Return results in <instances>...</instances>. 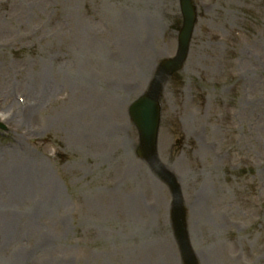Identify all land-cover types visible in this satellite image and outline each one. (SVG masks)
Segmentation results:
<instances>
[{"label": "rangeland", "instance_id": "1", "mask_svg": "<svg viewBox=\"0 0 264 264\" xmlns=\"http://www.w3.org/2000/svg\"><path fill=\"white\" fill-rule=\"evenodd\" d=\"M192 3L156 157L196 264H264V0ZM181 23L179 0H0V264H183L127 113Z\"/></svg>", "mask_w": 264, "mask_h": 264}, {"label": "water", "instance_id": "2", "mask_svg": "<svg viewBox=\"0 0 264 264\" xmlns=\"http://www.w3.org/2000/svg\"><path fill=\"white\" fill-rule=\"evenodd\" d=\"M181 11L184 18L183 28L179 34V50L177 55L168 61H164L157 69L155 76L146 94L139 98L130 109L132 121L140 134L138 154L149 162L154 161V144L159 121V105L157 102L161 83L171 72L177 70L187 54L190 34L194 24L195 13L190 0H181ZM163 175V172H159ZM172 186L175 193L173 220L176 235L181 244L185 264H194L188 254L183 228V211L177 196V188L167 175H163Z\"/></svg>", "mask_w": 264, "mask_h": 264}, {"label": "bare ground", "instance_id": "3", "mask_svg": "<svg viewBox=\"0 0 264 264\" xmlns=\"http://www.w3.org/2000/svg\"><path fill=\"white\" fill-rule=\"evenodd\" d=\"M48 79H50V78L49 77L46 78V80H48ZM39 80H40V78H39ZM49 83H50V85L47 86V91H49L51 93V92H53L55 90V84L53 82H50V81H49ZM1 111H3V110H1ZM22 166L25 167L24 165H22ZM27 175H28L27 176V180H29L30 179L29 177H31L32 174L30 173V170H28V168H27ZM13 183H17V184L22 185L21 192H24L25 191V187L24 186L29 184V183H26L24 180L22 181V179L19 177V175L13 177ZM23 195L26 196V193H23Z\"/></svg>", "mask_w": 264, "mask_h": 264}]
</instances>
